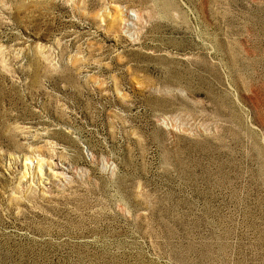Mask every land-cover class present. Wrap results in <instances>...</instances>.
<instances>
[{"label":"rangeland","instance_id":"rangeland-1","mask_svg":"<svg viewBox=\"0 0 264 264\" xmlns=\"http://www.w3.org/2000/svg\"><path fill=\"white\" fill-rule=\"evenodd\" d=\"M0 264H264V0H0Z\"/></svg>","mask_w":264,"mask_h":264}]
</instances>
